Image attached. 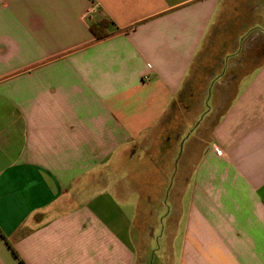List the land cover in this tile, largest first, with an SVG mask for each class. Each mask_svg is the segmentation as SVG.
Here are the masks:
<instances>
[{"label":"crops","instance_id":"obj_1","mask_svg":"<svg viewBox=\"0 0 264 264\" xmlns=\"http://www.w3.org/2000/svg\"><path fill=\"white\" fill-rule=\"evenodd\" d=\"M152 224L158 264H264V0H0V264Z\"/></svg>","mask_w":264,"mask_h":264},{"label":"rangeland","instance_id":"obj_2","mask_svg":"<svg viewBox=\"0 0 264 264\" xmlns=\"http://www.w3.org/2000/svg\"><path fill=\"white\" fill-rule=\"evenodd\" d=\"M143 201V200H142ZM167 200H164L166 202ZM143 209L141 210L144 212H155L156 207L160 206V202L158 203L157 200L154 199L152 202H147V200H144L142 203ZM147 207H152L151 210L147 209ZM155 224L151 225V230L149 231V236L144 243V246L141 247L138 250L137 253V264H158L157 258H158V251L160 247L162 246L161 241L159 240V232H154ZM156 233V234H155Z\"/></svg>","mask_w":264,"mask_h":264},{"label":"trees","instance_id":"obj_3","mask_svg":"<svg viewBox=\"0 0 264 264\" xmlns=\"http://www.w3.org/2000/svg\"><path fill=\"white\" fill-rule=\"evenodd\" d=\"M112 25L113 22L110 19L104 18L101 21L92 23L90 28L94 36L97 39L102 40L110 36L109 29Z\"/></svg>","mask_w":264,"mask_h":264}]
</instances>
